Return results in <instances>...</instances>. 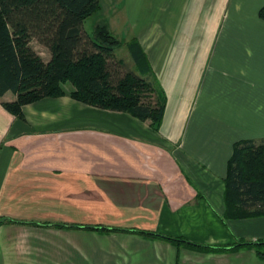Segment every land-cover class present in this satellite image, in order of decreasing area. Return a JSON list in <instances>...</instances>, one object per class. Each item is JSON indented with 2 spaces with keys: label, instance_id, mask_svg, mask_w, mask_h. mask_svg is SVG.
<instances>
[{
  "label": "crops",
  "instance_id": "1",
  "mask_svg": "<svg viewBox=\"0 0 264 264\" xmlns=\"http://www.w3.org/2000/svg\"><path fill=\"white\" fill-rule=\"evenodd\" d=\"M122 2L167 95L160 130L69 95L23 120L0 97V218L17 221L0 225V264H264L253 246L132 232L264 240V217L221 219L234 144L264 139V0Z\"/></svg>",
  "mask_w": 264,
  "mask_h": 264
},
{
  "label": "trees",
  "instance_id": "2",
  "mask_svg": "<svg viewBox=\"0 0 264 264\" xmlns=\"http://www.w3.org/2000/svg\"><path fill=\"white\" fill-rule=\"evenodd\" d=\"M100 9V0H0V97L7 92L15 94L13 100L2 102L7 111L24 120V105L69 95L88 105L127 112L160 130L167 95L140 42L133 38L127 44L135 65L132 69L116 57L115 50L122 41L107 25H97L92 34L83 28V22ZM259 16L264 19V6ZM34 39L50 49L48 60L35 50ZM225 187L223 221L264 217V139H244L234 144ZM10 222L17 221L0 218V225ZM132 232L208 251L253 246L264 259V240L211 246L145 230Z\"/></svg>",
  "mask_w": 264,
  "mask_h": 264
},
{
  "label": "rangeland",
  "instance_id": "3",
  "mask_svg": "<svg viewBox=\"0 0 264 264\" xmlns=\"http://www.w3.org/2000/svg\"><path fill=\"white\" fill-rule=\"evenodd\" d=\"M101 9L88 17L83 22V28L90 34H92L97 25H107L113 34L122 41V45L115 50L116 57L123 59L127 66L135 69V65L132 61L128 50V42L131 37L130 27L126 20L122 17L123 9L122 0H100ZM32 45L37 52L46 60L51 57V52L48 47L40 44L37 40L32 41ZM71 87L70 84H67ZM147 101L150 98L146 99Z\"/></svg>",
  "mask_w": 264,
  "mask_h": 264
}]
</instances>
